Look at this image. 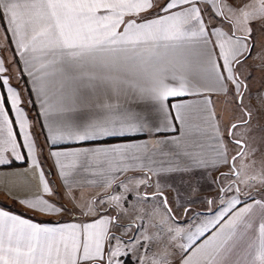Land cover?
I'll use <instances>...</instances> for the list:
<instances>
[{"label": "snow or ice", "instance_id": "snow-or-ice-1", "mask_svg": "<svg viewBox=\"0 0 264 264\" xmlns=\"http://www.w3.org/2000/svg\"><path fill=\"white\" fill-rule=\"evenodd\" d=\"M0 18L49 146L82 145L49 152L80 222L37 223L0 208V264H264V194L240 187L264 186V161L257 169L254 159L264 136L252 135L264 131V91L253 95L241 71L256 47L254 26L264 34V0H0ZM8 72L0 56V166L29 163L39 177V193L18 203L71 212L46 198L57 191ZM229 93L240 115L223 128L212 97ZM149 133L156 139H134ZM229 144L239 149L231 157ZM208 170L230 180L220 191L234 195L218 196L221 207L196 223L195 205L214 203L199 196L196 173ZM85 185L103 192L80 203L72 192Z\"/></svg>", "mask_w": 264, "mask_h": 264}, {"label": "crops", "instance_id": "crops-1", "mask_svg": "<svg viewBox=\"0 0 264 264\" xmlns=\"http://www.w3.org/2000/svg\"><path fill=\"white\" fill-rule=\"evenodd\" d=\"M9 37V39H5V37ZM253 43L256 45L252 49V54L249 58L244 62V65L241 68V71L246 77V83L249 82L248 79V69L250 68V64L254 63L255 66V74L253 75L254 84H256V88H254L255 94L264 91V34H262L259 30L258 26H254L253 32ZM255 52H259L263 54L261 60H257L255 63V59L253 58V54ZM0 56L4 57L6 66L9 69L8 73L3 75H7L11 77L10 84L17 88L20 91L22 99L24 103L22 107L25 108L28 118L31 122L30 131L33 134V138L37 141L40 148L43 149V167L45 169V175L49 179L50 186H54L57 191V195L55 196H47L46 198L50 201L55 202L57 205L69 207L70 202L68 198V194L66 193L65 187L63 186V178L58 175V170L53 166V160L49 156V152L52 150L63 151L69 148L80 147L82 145L77 144H59L55 146H49L46 139V128L44 127V117L41 114V109L39 105V101L36 98L35 93L31 90L30 78L24 74L20 69L23 68L22 62L19 60V57L15 51V46L12 43L10 38V33L7 32L6 28V20L4 18H0ZM0 90L3 93L7 94V86H2V81H0ZM228 96H231V93L228 95H213V104L215 107L217 118L220 119L221 112L222 115L225 114V121H221V126L223 128H227L229 124L233 122L232 115L233 112H236L235 109L228 110L223 108V104L228 99ZM176 98L170 99L169 103L174 102ZM6 107L9 109V115L14 119L15 113L11 110V103L6 99ZM222 107V108H221ZM221 108V109H220ZM232 116V117H231ZM14 128L17 131V139L22 141L23 137L19 133V125L14 123ZM160 136L164 135H174V133H160ZM259 138L258 134L254 132L252 134ZM123 138H113L110 140V143L120 142ZM137 141L142 140H155L156 136L151 133L146 135H137L134 137ZM224 139L227 140V133L224 134ZM91 145V142H89ZM264 144H260V151L257 152L254 159L256 160L255 168H259L262 161H264ZM229 157L235 155V153L239 150L236 148L234 144H229ZM26 151V150H24ZM239 166V162H237ZM227 167H221L220 172H226ZM249 174L253 172V169L246 170ZM196 176L200 179V193L199 196L206 197L212 199L214 201L212 205L211 211H209L208 205L201 201L195 205V211L200 213L198 217L195 218V222L198 223L201 220L211 218L212 213L216 212L220 207V201L217 199L218 196H222L226 201L230 199L234 192L225 191L221 192V186L227 187L230 180H222L220 179L219 172L208 170L207 173L204 171L196 173ZM25 177L30 180V183H25ZM187 180V177L183 178ZM213 181H217V183H213ZM172 183L181 187V190L184 191L186 185L181 183V177L175 176L172 178ZM239 183V181H237ZM242 192L251 191L257 199L261 198V194H264V186L258 187L259 191L256 190V186L252 188H248L246 185L241 184ZM40 191L39 186V177L34 169L31 168L29 163H24L20 161H16L13 165L8 168L0 166V208H4L6 210L12 211L14 214L21 215L25 218L33 220V222L37 223H72V222H80L79 210L78 215H73L75 212L73 209L71 212H65L61 214H43L37 211L29 210L25 205L18 203V199H24L26 197H32L38 194ZM149 192L153 191V189H148ZM103 192L102 188L94 187V186H83V187H75L73 189L72 195L76 196L80 203L87 202L92 197H95L99 193ZM10 193V195H9ZM172 194L169 192V199L171 200ZM132 196H129V200H132ZM241 199L251 200L247 196H241ZM73 206V205H72ZM145 208H148V203L144 204ZM70 209V208H69ZM76 214V213H75ZM193 214L189 213L188 217H180L179 223L183 227H187L192 221L189 219ZM82 219L88 220L91 217H84ZM206 237H202L197 243H202ZM135 261V260H134Z\"/></svg>", "mask_w": 264, "mask_h": 264}, {"label": "rangeland", "instance_id": "rangeland-1", "mask_svg": "<svg viewBox=\"0 0 264 264\" xmlns=\"http://www.w3.org/2000/svg\"><path fill=\"white\" fill-rule=\"evenodd\" d=\"M262 57H263V54L262 53H257V52H255L254 54H253V58L255 59V63L257 62V60L259 59V60H261L262 59ZM255 72V66H254V63H252V64H250V68L248 69V79H249V82H247V85H248V88H249V90H250V92L254 95V92H255V90H254V88H256L257 86H256V84H254V80L255 79H253V75L255 74L254 73ZM248 102V100H247V98H246V100H245V103H247ZM251 103H252V105L253 106H257V100L256 99H252V101H251ZM222 108V107H221ZM220 108V109H221ZM223 108L226 110V109H228V110H232V109H235L236 110V112H234L233 110H232V112H233V117H232V120H233V122H235V119L236 118H238L239 117V112H238V110L236 109V106H235V99H234V97H232V96H228V99L226 100V102L223 104ZM222 113L223 112H221V114H220V118H221V121L222 122H224L225 121V114H223L222 115ZM257 123V121L256 120H253V124L255 125ZM259 124L262 126V127H264V113H262L261 114V118H260V120H259ZM254 132L256 133V134H258V136L259 137H262V136H264V131H260V130H257V129H254V131H253V133L252 134H254ZM256 137V136H255ZM264 144V143H263ZM264 146V145H263ZM241 188H242V186H240ZM258 187L260 188V187H263V186H261V185H256V190L258 189ZM73 205V203H70V205H69V207L67 206V208L69 209H73L75 212H73V213H76L75 215H78V210L76 209L75 210V207L74 206H72ZM126 258V257H125ZM124 258V259H125ZM133 260H135L134 258H132ZM135 262V261H134Z\"/></svg>", "mask_w": 264, "mask_h": 264}, {"label": "trees", "instance_id": "trees-1", "mask_svg": "<svg viewBox=\"0 0 264 264\" xmlns=\"http://www.w3.org/2000/svg\"><path fill=\"white\" fill-rule=\"evenodd\" d=\"M124 260H125V264H135L133 259H129L126 257Z\"/></svg>", "mask_w": 264, "mask_h": 264}]
</instances>
